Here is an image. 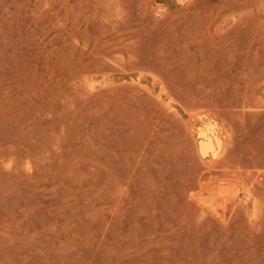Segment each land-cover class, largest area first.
<instances>
[{
  "label": "rangeland",
  "instance_id": "obj_1",
  "mask_svg": "<svg viewBox=\"0 0 264 264\" xmlns=\"http://www.w3.org/2000/svg\"><path fill=\"white\" fill-rule=\"evenodd\" d=\"M0 264H264V0H0Z\"/></svg>",
  "mask_w": 264,
  "mask_h": 264
},
{
  "label": "bare ground",
  "instance_id": "obj_2",
  "mask_svg": "<svg viewBox=\"0 0 264 264\" xmlns=\"http://www.w3.org/2000/svg\"><path fill=\"white\" fill-rule=\"evenodd\" d=\"M201 134V149L203 150V148L205 149V147L207 146V145H209L212 141L213 142H215L216 144H219V140L216 138V137H210V138H208V136L206 137V136H204V135H202V133H200ZM206 135V134H205ZM212 135V134H211ZM214 135V134H213ZM215 136V135H214ZM206 150V149H205ZM217 152V151H216Z\"/></svg>",
  "mask_w": 264,
  "mask_h": 264
}]
</instances>
